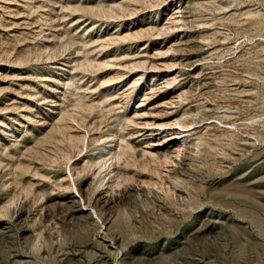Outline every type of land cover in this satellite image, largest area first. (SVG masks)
<instances>
[{"label": "rangeland", "instance_id": "rangeland-1", "mask_svg": "<svg viewBox=\"0 0 264 264\" xmlns=\"http://www.w3.org/2000/svg\"><path fill=\"white\" fill-rule=\"evenodd\" d=\"M0 264H264V0H0Z\"/></svg>", "mask_w": 264, "mask_h": 264}, {"label": "bare ground", "instance_id": "bare-ground-1", "mask_svg": "<svg viewBox=\"0 0 264 264\" xmlns=\"http://www.w3.org/2000/svg\"><path fill=\"white\" fill-rule=\"evenodd\" d=\"M152 85H153V84H152ZM182 132H183V131H182ZM182 132H181V133H182ZM181 133H179V135H180ZM173 135H174V136L171 135L172 137L170 136L171 138H169L168 141H167L169 144L172 143L171 145L168 146L169 148L173 146V143H175V142L177 141L178 138H179V139L182 138V137H177V136H175L176 134H173ZM181 135H182V134H181ZM182 136H183V135H182ZM177 142H179V140H178ZM149 144H150V143H149ZM155 144H156V143H155ZM175 146H176V145H175ZM147 153H148V152H147Z\"/></svg>", "mask_w": 264, "mask_h": 264}]
</instances>
